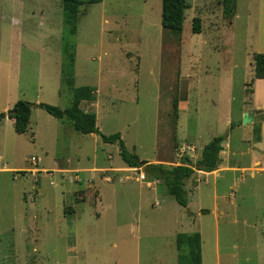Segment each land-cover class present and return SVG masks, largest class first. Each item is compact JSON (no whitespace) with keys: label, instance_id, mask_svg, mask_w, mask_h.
Here are the masks:
<instances>
[{"label":"rangeland","instance_id":"rangeland-1","mask_svg":"<svg viewBox=\"0 0 264 264\" xmlns=\"http://www.w3.org/2000/svg\"><path fill=\"white\" fill-rule=\"evenodd\" d=\"M87 1L72 32L62 21V0H0V112H6L7 97L33 103L26 132L16 133L10 120L0 123V167L8 168L0 170V264H179L176 233L190 232L193 221L202 230V264H216L210 254L213 202H201L210 213L197 216V202L179 205L164 184L139 187L124 179L125 172L103 182L90 169L109 164L107 154L120 163L118 144L78 133L68 118H54L34 103L68 107L72 91L64 78L71 73L75 87L95 89L98 103L85 106L95 109L99 130L118 132L140 159L172 154L177 141L200 152L214 135L240 151L259 134L260 117L243 123L241 115L250 100L242 68L245 45L261 21L258 0H235L232 15L223 0H187L178 35L161 25V0ZM195 16L199 33L192 31ZM182 98L188 109L177 117L174 100ZM31 156L51 175L27 170ZM238 157L232 156L247 160L246 154ZM58 166L87 170L76 182L69 181L74 173L63 174ZM87 175L93 176L91 187ZM246 184L226 189L228 213L217 238L228 255L219 264H264V237L258 238L264 231V173L247 177ZM249 187L253 202H238L242 192L248 199ZM76 192L84 198L76 200Z\"/></svg>","mask_w":264,"mask_h":264},{"label":"crops","instance_id":"crops-1","mask_svg":"<svg viewBox=\"0 0 264 264\" xmlns=\"http://www.w3.org/2000/svg\"><path fill=\"white\" fill-rule=\"evenodd\" d=\"M258 3H259V12L261 13L259 15L261 21L259 20L260 21L258 22L259 25L256 26V31L253 33V36L250 35L252 40L249 43L251 44L249 45L248 43L247 45H245V50H244L245 58H244V63H243V68H242V73H243L242 74L243 76L242 86L246 92H250V100L248 102L244 100V109L242 110L241 115L243 116L245 112H250L252 115V120L250 121V123L253 122L257 116L260 117L259 118V134L256 136H253L252 141L246 140L247 141L246 147L241 148L240 151H232V149H230V146H231L230 143H225V140H223L221 143L222 149L219 152V162L217 166L211 171H205V170L198 169L195 167L191 176L188 179H186L185 186H184L185 190H189L191 192L190 199L187 198V205L189 204V202H197V204L193 203L194 208H196L195 214L197 216L210 213V211H208V208L201 207L202 206L201 202H213L211 211H213L214 213L213 218H214V225L216 226V232H215L216 239L212 243V246H210L211 247L210 254L211 253L215 254L216 264H219V261L222 255L224 256L228 255V251L226 249H224V251H221V248H220L221 246L219 245V241L217 238L218 233H219L218 229H219L220 219L223 218V216H225L226 213H228V211L226 210V204H225V202H227L226 195H225L226 189L231 190L233 188L234 190L237 188L236 185L238 184L239 186L244 185V187H246L248 185L246 184L247 177H250L253 180L256 174L263 175L264 173V78H256L253 75L254 73L253 72V54L255 52H264V28H262L264 27V0H258ZM79 10H80V7H79ZM238 17L239 15L235 13V18H238ZM248 31H249V27H248ZM59 64L60 62L58 63V66ZM233 66H236V65L233 63ZM59 76H61V67H59ZM248 80H251V81L249 82ZM55 85H57L56 82H55ZM247 88H249V91ZM245 98H246V95H245ZM16 99L15 98L10 99L9 97H7L5 100L7 102L3 105L4 110L7 111L8 109H10L13 106V104L17 101ZM95 100L97 104L98 103L97 96H95ZM93 101H82L81 102V104H83L82 109L88 112H94L95 109L90 110V109H87L85 106L87 102H89V104H92ZM39 102H40V99L36 100L35 103H39ZM176 103H177V110H176L175 116L178 117V113L180 110L188 109V101L182 98L180 100L176 99ZM255 110L257 111L255 112ZM4 119L7 121L8 120L12 121V124H13L12 118L5 117L1 120V122ZM230 127L232 128V125H230ZM251 127L252 126H250V128ZM91 133H94V132H91ZM86 134H89V133H86ZM214 136H217V135H214ZM214 136H212L211 139ZM180 145L190 146L191 149H187L182 155H180L179 154ZM204 145L200 147V152H198L197 146L194 145L193 143L187 144V143H180L177 141L174 143V146H173V151H175L174 152L175 155L174 153L172 154L168 153V155L162 156L160 158H155L150 161L139 158V160L145 161V163L143 165H139L136 167L128 166L123 160L120 163L114 164L111 159L112 156L110 154H107L106 157L109 160V164L100 165V166L94 165L90 170L93 172H97L99 174V178L102 179L103 182H112L113 175L115 177V175H119L121 172H125L127 174L124 176L125 180L138 181L139 187H142V185H144L146 188L157 190V186L162 184V182L159 179L153 178L149 173H147L144 170V166L146 164H151V163L152 164H162L167 167H170L172 165L184 163L187 165L195 166V162L200 157L201 150ZM118 152H119V146H118ZM245 154L247 155V160L245 161H243L242 159L233 160L232 158V156L233 157L239 156L238 158H240L241 156ZM174 156L175 158H177V160L175 161L173 159ZM2 158L3 156L2 154H0V160ZM37 159L38 161L35 164V166H33L28 159V162L29 164L32 165V167H30L29 169L28 168L26 169L29 170L33 175L36 174L37 172H43L45 175H51L52 171H49L48 168H45V167H41V169L37 168V164L40 161V158L37 157ZM6 168L7 167H3V168L0 167V170H6ZM33 168L37 172L34 173ZM55 170L63 174L64 172L74 173L73 176L69 177V181L80 182L81 179L78 176V172L83 171V170L86 171L87 169L85 168L84 169H78V168L68 169V168H63V167L58 166ZM246 172H248V175L245 174ZM141 175H143V178H141ZM106 178H109L110 180H106ZM92 179H93L92 175L86 176L85 181L88 185L87 187H91V183H93ZM118 180L122 181L123 179L120 177ZM211 181L213 183V187L210 189L208 188V186L211 184L210 183ZM200 184H203V186H201ZM250 189H251V194L248 195V199H246V196H245L246 192H242L239 196L238 202H253L252 187ZM195 192H197L198 194H195ZM139 193H140L139 196L141 197V194H143V192H141L140 189H139ZM95 195L96 197H98L97 190L95 191ZM83 198L84 197L81 194L76 192V200H81ZM99 201L101 200L99 199ZM154 202H160V201L155 200ZM229 202H235V199L231 198ZM204 209H207L206 212H203ZM188 211L191 212L190 207H188ZM66 212H69V210ZM243 223L250 225L248 223V219H246L245 216L243 217ZM195 225L196 223L193 221L192 224L190 225L191 226L190 228H193V229H189L191 230L189 233L198 232L200 234L201 257H202V254H203L202 230L200 228L197 229ZM260 237H264V231L260 233V235L258 236L259 239ZM259 256L263 257L264 254L262 255L260 253ZM245 259L249 260L248 255L245 256ZM259 259H261V257H259ZM200 264H202V258H201Z\"/></svg>","mask_w":264,"mask_h":264},{"label":"trees","instance_id":"trees-1","mask_svg":"<svg viewBox=\"0 0 264 264\" xmlns=\"http://www.w3.org/2000/svg\"><path fill=\"white\" fill-rule=\"evenodd\" d=\"M99 0H88L87 2H98ZM226 12L232 15L235 0H223ZM83 0H62L63 22L70 25L72 32H75L76 21L79 7ZM188 7L187 0H161V25L169 29L175 35L180 34L185 18V9ZM192 31L199 33L201 31V20L198 16L193 18ZM74 64V54L69 53L68 69L72 71ZM253 75L256 78H264V52H255L253 54ZM72 91L71 103L65 109L57 106L39 102L34 103L53 117L57 119L68 118L73 129L78 133L99 134L104 142L117 143L119 154L122 160L131 167L143 165L145 161L139 160L135 153L127 150L123 139L118 132L112 134L102 133L96 125V115L94 112H88L81 108L82 101L95 100V89L91 86H74V78L71 73L64 78ZM33 103L18 99L13 106L6 112H0V122L3 118L13 119V128L17 133L27 131L31 108ZM174 110H177V103L174 100ZM224 136H214L208 141L201 150L200 157L196 160L195 166L184 163L172 165L170 167L162 164H146L144 170L153 178L159 179L165 185V190L172 195L177 203L183 207L187 206L185 181L193 173L195 167L205 171L213 170L219 162V152L222 149ZM206 211V210H203ZM176 248L178 250L179 264H200L201 263V238L198 232H179L176 235Z\"/></svg>","mask_w":264,"mask_h":264},{"label":"built area","instance_id":"built-area-1","mask_svg":"<svg viewBox=\"0 0 264 264\" xmlns=\"http://www.w3.org/2000/svg\"><path fill=\"white\" fill-rule=\"evenodd\" d=\"M187 149H191V147H190V146H183V145H180V146H179V154L182 155ZM29 161H30V163H31L33 166H35V164L37 163L38 159H37L36 156H31V157L29 158ZM33 172L35 173V172H37V171L34 170V168H33ZM141 178H143V175H141ZM155 179H156V178H155ZM106 180H110V179H109V178H106Z\"/></svg>","mask_w":264,"mask_h":264},{"label":"water","instance_id":"water-1","mask_svg":"<svg viewBox=\"0 0 264 264\" xmlns=\"http://www.w3.org/2000/svg\"><path fill=\"white\" fill-rule=\"evenodd\" d=\"M252 120V115L250 112H245V114L243 115V119H242V122L243 123H247L249 121Z\"/></svg>","mask_w":264,"mask_h":264}]
</instances>
